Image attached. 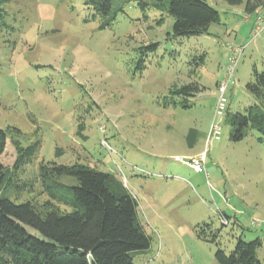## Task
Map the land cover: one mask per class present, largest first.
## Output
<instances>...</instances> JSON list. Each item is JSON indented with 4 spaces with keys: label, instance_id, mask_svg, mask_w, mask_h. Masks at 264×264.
I'll return each mask as SVG.
<instances>
[{
    "label": "rangeland",
    "instance_id": "rangeland-1",
    "mask_svg": "<svg viewBox=\"0 0 264 264\" xmlns=\"http://www.w3.org/2000/svg\"><path fill=\"white\" fill-rule=\"evenodd\" d=\"M84 1L2 5L0 128L8 136L0 165L12 170L5 195L39 206L47 200L38 181L39 162H79L112 173L137 199L151 245L131 252L135 264H219L216 244L196 236L203 223L218 229L216 243L226 253L238 236L260 238L257 257L264 264V137L247 129L241 140L232 141L224 116L213 115L231 46L244 48L235 81L226 89L227 107L244 111L253 103L245 84L252 79V65L264 68V28L251 33L264 3L248 12L247 0L239 5L207 0L220 23L212 24L209 34L173 39L167 34L172 18L165 13L129 3L99 29V18ZM149 42L158 47L142 56L138 48ZM202 52L205 62L196 66L193 58ZM190 82L203 86L189 97L190 107L164 104L170 89ZM213 122L221 126L218 139L210 136ZM190 129L195 131L188 137ZM35 140L40 146L33 160L14 169L13 141L26 146ZM203 154L204 171L187 165Z\"/></svg>",
    "mask_w": 264,
    "mask_h": 264
},
{
    "label": "trees",
    "instance_id": "trees-1",
    "mask_svg": "<svg viewBox=\"0 0 264 264\" xmlns=\"http://www.w3.org/2000/svg\"><path fill=\"white\" fill-rule=\"evenodd\" d=\"M7 1L0 0V27L5 25L2 5ZM225 1L229 5L242 3V0ZM129 3L172 18L171 32L167 34L173 39L209 34V27L220 23L218 10L207 0L84 1L92 16L99 18V29L109 26ZM263 3L264 0H247L245 9L251 12ZM161 21L162 18L157 22ZM157 47V42H149L138 50L143 56ZM193 61L196 66L204 64L205 52ZM202 89L197 82L176 86L169 90L164 104L188 108L191 106L189 97ZM245 90L252 96L253 103L244 111H232L227 107L223 115L231 128L229 137L232 141L241 140L247 129L258 131L264 137V68L258 71L252 65V79L246 82ZM82 130L83 124L78 123L77 134L82 136ZM194 131L190 129L188 137ZM7 136L8 131L0 128V155ZM258 139L262 140L261 137ZM13 143L16 150L13 168L23 170V166L35 157L40 140L26 146L17 141ZM11 176V168L0 165V264H135L131 252L150 247L151 237L139 218L137 199L112 173L79 162L40 161L38 181L47 200L39 206L29 200L16 203L5 195ZM61 177L71 178L73 182L62 181ZM27 185L32 187L31 183L23 182V187ZM226 218L223 213L225 223ZM26 226L38 231L42 237L30 234ZM195 233L199 239L216 244L214 257L219 264H262L257 257V250L262 245L260 238L245 241L238 236L233 249L226 253L216 243L218 229L212 231L210 224L203 223V226H197Z\"/></svg>",
    "mask_w": 264,
    "mask_h": 264
},
{
    "label": "built area",
    "instance_id": "built-area-1",
    "mask_svg": "<svg viewBox=\"0 0 264 264\" xmlns=\"http://www.w3.org/2000/svg\"><path fill=\"white\" fill-rule=\"evenodd\" d=\"M264 8L256 16V26L253 27L252 32L256 34L261 29L264 28ZM253 34V36H254ZM244 46H231V54L227 58V64L225 68V75L217 83V96L214 104V117L223 116L227 108V97L226 89L228 85L235 81L233 78L235 68L237 66L238 60L242 53ZM221 134V126L219 123L213 122L211 125L210 136L218 139ZM205 155H200L199 157L191 158L187 162V165L192 167L195 171L202 172L205 170ZM225 222V221H224Z\"/></svg>",
    "mask_w": 264,
    "mask_h": 264
},
{
    "label": "crops",
    "instance_id": "crops-1",
    "mask_svg": "<svg viewBox=\"0 0 264 264\" xmlns=\"http://www.w3.org/2000/svg\"><path fill=\"white\" fill-rule=\"evenodd\" d=\"M264 8V7H263Z\"/></svg>",
    "mask_w": 264,
    "mask_h": 264
}]
</instances>
